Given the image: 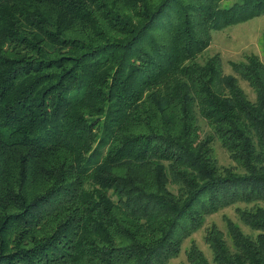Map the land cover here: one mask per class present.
Segmentation results:
<instances>
[{"label": "trees", "instance_id": "1", "mask_svg": "<svg viewBox=\"0 0 264 264\" xmlns=\"http://www.w3.org/2000/svg\"><path fill=\"white\" fill-rule=\"evenodd\" d=\"M222 2L0 0V264H167L238 202L256 237L228 221L231 248L213 225L205 242L264 264V48L229 74L199 59L264 0Z\"/></svg>", "mask_w": 264, "mask_h": 264}, {"label": "rangeland", "instance_id": "2", "mask_svg": "<svg viewBox=\"0 0 264 264\" xmlns=\"http://www.w3.org/2000/svg\"><path fill=\"white\" fill-rule=\"evenodd\" d=\"M235 0H223L222 5H228ZM264 48V14L251 17L245 21L231 24L220 30H213L211 32V43L209 47L203 52L199 59L203 60L208 56L219 53L223 62V72L225 74L233 73L228 65L229 61H238L243 59L244 54L255 53L262 57V50ZM240 85L244 91L250 96L254 94L246 82L240 80ZM202 132L207 130L204 121L200 120ZM212 157L216 160L219 167L234 168L237 172L242 169L235 167V163L230 159L228 152L221 147L218 141L212 144ZM254 204H245L238 202L236 204L224 207L217 212L208 215L204 218V223L200 229L192 233L186 238L182 244L180 253L177 257L172 258L167 264H182L187 263L186 251L194 243L206 256L210 264H216L213 261V255L210 247L205 242L206 231L213 225L222 234L224 241L231 248V238L227 231V222L232 221L244 235L255 238L259 231L251 229L240 218L237 209H249ZM264 208L263 203H257Z\"/></svg>", "mask_w": 264, "mask_h": 264}]
</instances>
